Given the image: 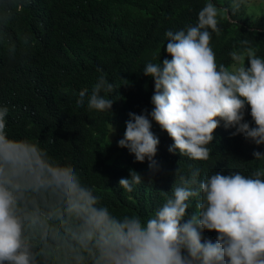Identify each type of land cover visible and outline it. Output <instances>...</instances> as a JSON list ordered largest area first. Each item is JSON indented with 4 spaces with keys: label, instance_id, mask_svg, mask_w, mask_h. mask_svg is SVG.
<instances>
[{
    "label": "trees",
    "instance_id": "16d2710c",
    "mask_svg": "<svg viewBox=\"0 0 264 264\" xmlns=\"http://www.w3.org/2000/svg\"><path fill=\"white\" fill-rule=\"evenodd\" d=\"M244 1V2H243ZM0 0V108L6 107L4 135L8 144L28 149L29 159L13 177L21 185L16 212L41 246L33 247V264H97L96 237L87 240L82 211L72 191L53 182V172L71 168L80 188L95 198L96 208H106L110 219L121 223L139 218L142 223L172 196L173 187L198 189L216 172L252 176L264 170V154L233 127L220 121L214 131L208 160L198 161L179 152L170 153L172 139L152 121L159 139L155 170L147 159L135 161L120 148L130 113L153 109L154 80L143 74L148 63L171 59L166 52V32L195 26L199 11L212 3L219 11L218 32L210 47L216 63L239 66L232 53L253 48L264 59V13L246 12L247 0ZM248 66L246 55L242 61ZM101 69L102 71H98ZM101 75L113 85L101 95L113 100L111 111L89 109L88 97ZM87 89L85 102L77 103ZM246 106L244 121L255 127ZM49 169L51 171H49ZM179 169V175H174ZM195 184H184L193 170ZM129 170L144 180L128 192L119 186ZM199 197L189 198L185 219L197 211ZM216 241L217 233L204 231Z\"/></svg>",
    "mask_w": 264,
    "mask_h": 264
},
{
    "label": "clouds",
    "instance_id": "9594fccd",
    "mask_svg": "<svg viewBox=\"0 0 264 264\" xmlns=\"http://www.w3.org/2000/svg\"><path fill=\"white\" fill-rule=\"evenodd\" d=\"M218 11L209 2L199 11L195 26L166 32V52L171 59L144 68L143 74L155 86L151 118L130 113L118 146L128 149L136 162L147 159L150 170L156 168L159 145L151 131L152 121L172 139L170 153L178 151L193 160L209 159L207 145L221 120L226 128L236 129L233 135L242 134L257 146L264 145V59L249 47L242 55L232 53L234 60L241 61L239 66L217 65L208 29L219 31ZM244 55L247 67L242 62ZM102 90L113 91L104 75L88 97L89 109L111 111L114 102L102 96ZM87 91L79 93L81 106ZM246 106L255 127L243 122ZM7 113L6 107L0 108V264H33L31 251L41 243L33 233L25 235V225L16 212L21 185L13 179L29 159L30 150L6 141ZM253 157L264 160L259 151ZM179 174L176 169L174 175ZM52 175L53 182L72 191L87 213L84 234L87 240L96 237L97 264H264V170L257 169L250 177L216 172L205 177L198 189L173 187L172 196L146 224L139 218L121 223L110 219L106 208L94 207L95 198L79 187L71 168ZM199 175L200 170L195 169L190 179L182 181L195 184ZM143 180L140 173L129 170V176L120 178L118 184L131 192ZM194 197H199L197 211L185 219L187 201ZM204 231L217 233L215 243L203 238Z\"/></svg>",
    "mask_w": 264,
    "mask_h": 264
},
{
    "label": "rangeland",
    "instance_id": "374dc122",
    "mask_svg": "<svg viewBox=\"0 0 264 264\" xmlns=\"http://www.w3.org/2000/svg\"><path fill=\"white\" fill-rule=\"evenodd\" d=\"M235 2L243 0H234ZM244 2V1H243ZM246 12L253 15V17H258L264 13V0H247Z\"/></svg>",
    "mask_w": 264,
    "mask_h": 264
}]
</instances>
